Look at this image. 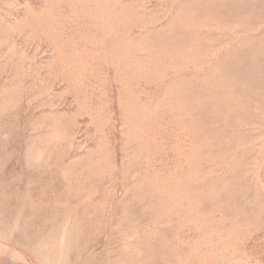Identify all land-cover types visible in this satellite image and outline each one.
Here are the masks:
<instances>
[{"label": "rangeland", "instance_id": "obj_1", "mask_svg": "<svg viewBox=\"0 0 264 264\" xmlns=\"http://www.w3.org/2000/svg\"><path fill=\"white\" fill-rule=\"evenodd\" d=\"M0 264H264V0H0Z\"/></svg>", "mask_w": 264, "mask_h": 264}, {"label": "bare ground", "instance_id": "obj_2", "mask_svg": "<svg viewBox=\"0 0 264 264\" xmlns=\"http://www.w3.org/2000/svg\"><path fill=\"white\" fill-rule=\"evenodd\" d=\"M258 23V22H257ZM191 31V30H190ZM262 40V39H261ZM260 43V42H259ZM222 62V61H221ZM162 66H164V65H162ZM219 72V71H218ZM221 72V71H220ZM215 75V74H214ZM219 75V74H218ZM222 75V74H221ZM221 78H222V76H220ZM213 78V77H212ZM220 79V78H219ZM216 85V84H215ZM221 97V96H220ZM220 99H222V98H220ZM190 143V142H189ZM180 145V144H179ZM204 258V257H203Z\"/></svg>", "mask_w": 264, "mask_h": 264}]
</instances>
